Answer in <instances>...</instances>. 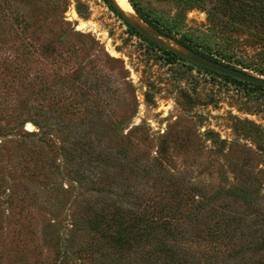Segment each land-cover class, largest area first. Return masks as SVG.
<instances>
[{"label":"rangeland","instance_id":"1","mask_svg":"<svg viewBox=\"0 0 264 264\" xmlns=\"http://www.w3.org/2000/svg\"><path fill=\"white\" fill-rule=\"evenodd\" d=\"M131 2L264 79L255 0ZM194 65L103 0H0V264H148L118 259L87 221L133 196L179 200L170 244L192 264H264V91Z\"/></svg>","mask_w":264,"mask_h":264},{"label":"trees","instance_id":"2","mask_svg":"<svg viewBox=\"0 0 264 264\" xmlns=\"http://www.w3.org/2000/svg\"><path fill=\"white\" fill-rule=\"evenodd\" d=\"M107 7L124 23L128 32L137 36L144 41L151 48L159 50L164 57L170 61H188L187 58L179 53L168 49L164 45L156 42L152 38L142 33L136 26L129 22L123 14L114 6L112 0H103ZM133 11L136 15L151 29L165 38L174 41L175 43L183 46L184 48L206 57L212 61L218 62L225 66L230 67V64L216 60L204 52L199 51L190 40L178 36V32L174 30V26L164 24L160 21H154L145 14H143L131 0H128ZM258 0L255 3H250L246 10V16L250 15L251 19L257 20L258 14H264V8H257ZM243 15V18L246 17ZM262 25L264 26V16H260ZM240 23V21H239ZM202 69L208 74L215 75L224 80L251 86L255 89L264 91V86L244 82L223 74L216 73L198 65H194ZM235 68V67H231ZM101 154H96L93 160L99 158ZM101 158V157H100ZM92 161V157L89 158ZM101 162H106L104 158L100 159ZM92 163H95L94 161ZM94 167V165L92 164ZM93 175V171H90ZM90 173H79L80 179L83 181H90ZM134 198L125 200L116 205L113 201L109 206H103L94 209L89 206L87 209L88 225L92 228L96 235V241L103 242L108 247L117 251L119 258L130 256V254L140 255L143 262L148 264H192L189 256L181 250H174L172 243L175 234L172 231V222L176 219L175 214L177 205H180L179 200H169V202H159L158 196H133ZM167 214V216H166ZM170 239L172 241H170ZM176 249V248H175ZM146 254V255H145ZM185 254V255H184ZM144 255V256H143ZM141 260V261H142ZM140 263V262H139Z\"/></svg>","mask_w":264,"mask_h":264},{"label":"water","instance_id":"3","mask_svg":"<svg viewBox=\"0 0 264 264\" xmlns=\"http://www.w3.org/2000/svg\"><path fill=\"white\" fill-rule=\"evenodd\" d=\"M136 14V13H135ZM124 16V15H123ZM137 16V15H136ZM138 17V16H137ZM139 20H141L139 17H138ZM129 21V20H128ZM130 22V21H129ZM141 22H143L141 20ZM132 23V22H131ZM144 23V22H143ZM134 26H136L142 33H144L146 36L152 38L151 36H149L144 30H142L137 24H134L132 23ZM145 24V23H144ZM146 25V24H145ZM148 28H150L148 25H146ZM151 29V28H150ZM153 32H155L156 34H158L156 31H154L153 29H151ZM159 36H162L160 34H158ZM153 40H155L156 42L164 45L163 43L157 41L156 39L152 38ZM177 44V43H175ZM179 45V44H177ZM165 46V45H164ZM180 47H182L184 50H186L188 53H189V56L188 55H185V54H182V53H179L180 55L184 56L185 58H187L189 61L193 62L194 64L198 65V66H201L203 68H206L208 70H211V71H214L216 73H219V74H223V75H226V76H229V77H232V78H235V79H238V80H241V81H244V82H248V83H252V84H257V85H261V86H264V79H259L257 77H254L252 75H249L243 71H240V70H237V69H234V68H231V67H228V66H225L223 64H220L218 62H215V61H212L206 57H203L197 53H194L186 48H184L183 46L179 45ZM167 47V46H165ZM168 48V47H167ZM170 49V48H168ZM171 50V49H170ZM174 51V50H173ZM176 52V51H175Z\"/></svg>","mask_w":264,"mask_h":264},{"label":"bare ground","instance_id":"4","mask_svg":"<svg viewBox=\"0 0 264 264\" xmlns=\"http://www.w3.org/2000/svg\"><path fill=\"white\" fill-rule=\"evenodd\" d=\"M116 5L118 6L119 10L127 17L129 18L130 20H132L134 23H136L142 30H144L147 34V30L144 29V27L141 25V24H144L143 22H141V20H139L136 16H135V13L132 11L131 7L129 6L127 0H114ZM146 26V25H145ZM149 29V33L152 35V36H157V37H161L159 36L158 34H156L155 32H153L150 28ZM149 35V34H148ZM155 39V38H154ZM163 40V38H161ZM158 41V40H157ZM164 41V40H163ZM162 43V41H161ZM168 46H171L170 43H167ZM178 48L175 49L174 51L176 52H179V53H182V54H185V55H188L189 56V53L184 50L182 47H180L179 45H177ZM173 50V49H172Z\"/></svg>","mask_w":264,"mask_h":264}]
</instances>
